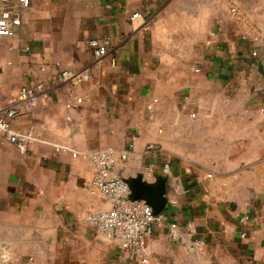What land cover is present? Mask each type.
I'll list each match as a JSON object with an SVG mask.
<instances>
[{"label": "crops", "instance_id": "crops-1", "mask_svg": "<svg viewBox=\"0 0 264 264\" xmlns=\"http://www.w3.org/2000/svg\"><path fill=\"white\" fill-rule=\"evenodd\" d=\"M22 20L0 41V106L44 81L14 121L44 143L0 137V264H137L85 221L109 208L83 187L92 163L56 149L129 144L123 177L165 181L153 264H264V0H30ZM245 23L262 36L243 41ZM91 39L110 44L90 80L60 82L54 63L87 66Z\"/></svg>", "mask_w": 264, "mask_h": 264}, {"label": "built area", "instance_id": "built-area-1", "mask_svg": "<svg viewBox=\"0 0 264 264\" xmlns=\"http://www.w3.org/2000/svg\"><path fill=\"white\" fill-rule=\"evenodd\" d=\"M30 7V0H0V41L17 35L22 26L24 12ZM233 17L239 16L236 6L230 8ZM136 13L132 18H139ZM262 35L251 25L245 23L241 39L255 40ZM108 39H91L88 49L91 55L90 63L79 70L61 69L58 62L54 63L57 71V79L69 86L76 87L87 83L92 76V68L108 55ZM26 52L30 51L25 47ZM41 72L46 73L47 67H41ZM46 87L42 80L22 86L14 102L8 106H0V137L16 147L21 153H26L28 148L35 143H44L31 128L16 126L14 121L22 112H29L44 98ZM157 100H153L152 104ZM83 103L82 98H76L73 102H67L65 108L71 110ZM152 104L147 106L152 110ZM192 117L195 114H191ZM133 145L126 149L105 147L96 150L79 151L68 146L56 147L57 152H69L72 157L83 156L87 158L94 168L91 178L83 183V187L91 196L102 197L109 205L106 210L90 212L85 215V221L94 227L106 240L113 242L121 250L130 253L137 264H153L147 254L146 241L152 236L157 224L163 220V214L154 215L152 209L143 201H132L129 198L130 191L121 173V164L128 160V154ZM155 143L145 146V153L158 151ZM164 175L170 173V166L165 163L162 168ZM207 178L211 175L207 174ZM247 218L243 219V222ZM174 227V226H172ZM197 241L194 247H199Z\"/></svg>", "mask_w": 264, "mask_h": 264}, {"label": "water", "instance_id": "water-1", "mask_svg": "<svg viewBox=\"0 0 264 264\" xmlns=\"http://www.w3.org/2000/svg\"><path fill=\"white\" fill-rule=\"evenodd\" d=\"M125 182L130 191V200L143 201L152 209L154 215H159L165 210L167 199L165 195L166 186L163 179H160L155 184H150L138 174L127 178Z\"/></svg>", "mask_w": 264, "mask_h": 264}, {"label": "rangeland", "instance_id": "rangeland-1", "mask_svg": "<svg viewBox=\"0 0 264 264\" xmlns=\"http://www.w3.org/2000/svg\"><path fill=\"white\" fill-rule=\"evenodd\" d=\"M231 8V7H230ZM231 14V13H230ZM232 16V15H231Z\"/></svg>", "mask_w": 264, "mask_h": 264}]
</instances>
